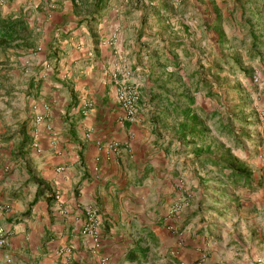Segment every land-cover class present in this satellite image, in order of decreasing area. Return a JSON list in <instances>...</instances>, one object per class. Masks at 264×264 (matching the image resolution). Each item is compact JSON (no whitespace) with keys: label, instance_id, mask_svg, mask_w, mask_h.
<instances>
[{"label":"crops","instance_id":"1","mask_svg":"<svg viewBox=\"0 0 264 264\" xmlns=\"http://www.w3.org/2000/svg\"><path fill=\"white\" fill-rule=\"evenodd\" d=\"M148 1L0 5V201L8 205L0 264H264V156L251 169L256 188L231 191L239 202L221 205L225 216L211 217L197 201L171 216L184 194L179 174L204 196L196 186L206 164L194 156L202 146L180 150L188 137L161 133L142 102L158 45L185 82L194 74L213 83L206 69L221 77L229 63L264 70V0ZM120 79L140 89L136 122L116 101ZM251 86L257 91L236 97L251 118L248 154L264 147V88ZM185 98L190 111L215 110V101L206 109ZM35 179L50 189L37 196ZM90 206L97 241L82 233Z\"/></svg>","mask_w":264,"mask_h":264},{"label":"rangeland","instance_id":"2","mask_svg":"<svg viewBox=\"0 0 264 264\" xmlns=\"http://www.w3.org/2000/svg\"><path fill=\"white\" fill-rule=\"evenodd\" d=\"M154 1L155 0H149V5L153 4ZM165 51L164 46L158 45L155 56L158 64L152 67L153 72L150 74V87L146 90V93H143L144 99L142 102L146 106L145 109H148L147 114H149L150 121L152 122L153 120V122L157 124L155 127H160V132L169 135V138L182 140L180 138V127L184 115L181 111L182 109L190 107L188 105L189 101L185 97L188 96L193 98L194 102L198 98V104L204 105L206 109H209L208 104H213L212 102L215 101V110L204 112L192 108V111L189 112L191 115L190 118L184 119L186 121V127L192 124L191 118H193L194 120L199 119L202 121L203 125L200 127L203 128L199 130V134L194 136V138H186L187 146L184 144L185 148L181 147L180 150L190 152V148L194 145L192 143L199 144L204 150L202 154L209 153L210 157L215 159L220 158L222 160L235 158L245 165L248 159L251 163H249L250 166L248 164L246 166L250 170L255 169L257 166H254V164L257 161H260L261 164L263 161L264 154H262V151L264 147H260V149H256L253 153L248 154L250 133L247 129H249L248 127H252V123L250 122L251 118L247 115V102L244 100H237L236 97L240 94L247 96V88L252 90V92H256L257 90L252 89L251 84L264 88V84L261 85V83L254 82V78H259L264 82V70H261L256 65L252 68L229 65V63L220 69L219 73L221 77H214V74H218V71L206 69L204 74L205 78L208 79L209 77L213 83L200 84L196 82L194 74H190L189 81L186 80L185 82L179 74L182 73L181 68L169 69V58L166 57ZM190 71L191 69L186 71L184 74L185 78L189 75L188 73H191ZM122 80L136 85L130 80L120 79L119 81ZM213 80H215V82ZM136 86L138 87V85ZM138 90L141 99L139 87ZM199 94L200 97H198ZM204 96L207 99H203ZM139 106L141 107V102ZM139 118L140 115L138 114L137 120H139ZM213 142H215V145ZM176 145V142H171L169 151ZM180 145L182 144L180 143ZM190 154H192V152H190ZM203 169L205 171L203 176L205 180L199 181V184L196 186V188L200 190L203 189L204 196H201L200 199L199 196H194L192 193L193 188L188 187L182 174L176 177L178 187L184 194L181 198L175 199L170 205L168 209L169 215L176 216L180 214L182 210L190 206V204L193 205L197 201L199 205L200 203L204 204L206 207L205 211L209 213L211 217L225 216L223 210L219 209V207H221V205L225 207L234 206L239 202V196H236L238 193L231 194V191L237 190L239 187L244 188L245 186H248L249 192L256 188L253 181L251 185H244L241 181L234 182L231 179H227L223 175V171L226 173L229 171H219L213 164L206 163ZM194 179V177L190 178V180ZM183 189L185 191H183ZM197 194L198 191L195 190V195ZM177 205H180V210L177 213H170L171 207ZM178 233H180L179 229L177 230V234ZM180 244L182 245L181 241ZM202 261L203 258H200L196 261V264H203Z\"/></svg>","mask_w":264,"mask_h":264},{"label":"built area","instance_id":"3","mask_svg":"<svg viewBox=\"0 0 264 264\" xmlns=\"http://www.w3.org/2000/svg\"><path fill=\"white\" fill-rule=\"evenodd\" d=\"M6 0H0V5L5 3ZM254 82L264 84V82L259 78H254ZM116 101L124 112L126 120L129 122L136 121L138 118L140 110V93L136 85L130 84L125 81H118L116 83ZM43 121V116L36 115L35 122ZM112 146H117L114 143ZM57 198V196H56ZM180 205L171 207L170 213H177L180 210ZM8 210L7 203L0 201V219L3 214ZM169 212V211H168ZM97 220H96V210L94 207L90 206L86 209V220L82 229L83 234H90L95 241L98 240L97 232ZM7 243L6 231L0 225V248H3ZM101 261H104L101 259ZM200 264V263H199Z\"/></svg>","mask_w":264,"mask_h":264},{"label":"trees","instance_id":"4","mask_svg":"<svg viewBox=\"0 0 264 264\" xmlns=\"http://www.w3.org/2000/svg\"><path fill=\"white\" fill-rule=\"evenodd\" d=\"M20 32V31H18ZM22 32L24 33V35L26 34H31L27 28L23 27L22 28ZM55 54V52H54ZM191 100V99H190ZM189 101V100H188ZM192 101V100H191ZM182 114L184 115L183 118V122L181 124V131H180V136L183 138L186 137H190V138H194V136L198 135L199 133L196 130V125L198 124H202L201 121H196L193 118L192 119V124L189 127H186V121L184 119H188L190 118V109L186 108V109H182ZM203 149L202 147L196 148L194 150V156L195 157H201V160L203 161L202 163L206 164H215L219 171H223V170H228L229 172L226 173L223 171V175L227 178V179H231L234 182L236 181H241L244 185H251L252 184V172L251 170L243 163L239 162L237 159L235 158H230L227 160H222L220 158H213L210 157L209 153H203ZM209 155V156H208ZM37 185H38V189H37V196L40 195L42 193V191H46L49 190V186L47 184H45L43 181L39 180V179H35L34 180ZM54 194L52 192H50V194L46 197V200L48 203L51 202V200L53 199ZM127 260H134V256L131 253L130 255H128Z\"/></svg>","mask_w":264,"mask_h":264}]
</instances>
